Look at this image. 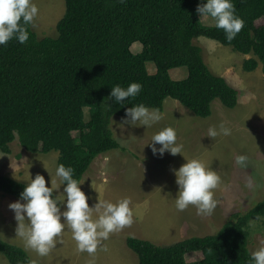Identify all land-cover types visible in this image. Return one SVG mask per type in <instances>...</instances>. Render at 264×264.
I'll return each instance as SVG.
<instances>
[{
    "label": "trees",
    "instance_id": "16d2710c",
    "mask_svg": "<svg viewBox=\"0 0 264 264\" xmlns=\"http://www.w3.org/2000/svg\"><path fill=\"white\" fill-rule=\"evenodd\" d=\"M64 2L56 36L39 38L29 25L25 44L13 39L0 46V152L10 153L16 137L27 151L55 150L57 165L72 167L78 182L97 155L119 148L110 117L125 116L128 107L142 103L161 111L170 97L207 117L215 99L225 107L236 106L238 91L210 71L194 38L205 36L252 54L244 59L243 69L252 71L260 62L264 74V23L256 24L264 19V0H233L244 27L231 42L222 29L201 23L196 8L204 0ZM136 41L142 48L134 54L130 46ZM148 61L155 64L154 74L147 72ZM182 66L187 67V76L172 79L169 70ZM132 82L142 85L135 98L123 104L109 99L112 87L126 88ZM84 107H89L87 121ZM26 185L0 173L2 193L20 199ZM231 218L216 234L165 246L133 236L125 243L137 255V264H249L247 225L253 218H264V198ZM0 252L9 264H41L22 247L2 239ZM189 252L202 257L188 262Z\"/></svg>",
    "mask_w": 264,
    "mask_h": 264
},
{
    "label": "rangeland",
    "instance_id": "374dc122",
    "mask_svg": "<svg viewBox=\"0 0 264 264\" xmlns=\"http://www.w3.org/2000/svg\"><path fill=\"white\" fill-rule=\"evenodd\" d=\"M33 2L39 10L31 24L33 31L39 38L56 36V24L65 12L64 0ZM199 19L204 26L215 25L211 18L199 16ZM263 23L264 19L256 21L257 25ZM192 42L201 48L202 58L210 71L218 76H226L229 84L236 88V106L228 108L215 99L211 103V114L200 117L177 100L167 97L160 111L163 119L151 127H133L122 123L125 116H111L110 129L120 146L93 159L101 168L98 171L97 166L91 162L88 169L98 173L87 185L83 177L88 169L80 180L81 190L90 197V207L101 200L116 203L128 198L133 212V223L110 234L107 240H102L94 254L78 251L71 230L66 226L49 254L39 256L35 251L26 249L22 240L16 236L17 222L8 205L19 198L0 192V239L22 247L33 260L41 264H136L137 255L125 243L127 236L147 239L156 245L165 246L174 243L176 230L181 232L185 226V234H188L190 222L197 221L193 209H190L193 206L182 212L177 211L173 199L178 187L172 185V170L179 169L185 159L169 156L153 159L136 152V141H141L148 148L146 144L151 141L152 136L165 127L175 129L177 139L183 140L181 145L184 158L190 154L191 158L200 160L206 168L215 171L220 177L217 188L225 186V190L214 192L217 205L213 211V216L219 217L223 212L224 202V208H227L224 221L221 219L218 224L210 225L205 230L192 228L191 231L201 233L200 230H204L207 235L216 234L232 219L231 214L245 213L264 198V74L261 63L254 70L246 71L242 67L246 54L205 36H198ZM141 48V42L136 41L130 46V51L135 54ZM146 69L149 74H154L155 64L146 62ZM187 73L185 66L169 70V75L174 80L185 78ZM83 112L84 120L87 121L89 107H84ZM220 124L230 128L231 135L208 137L209 128L218 127ZM73 134L77 135L76 132ZM10 149V153L0 152L1 174L25 184L30 183L37 174L42 175L45 177L46 186L54 188L53 195L56 198L62 196L64 186L57 188L60 181L55 175L57 151H27L19 144L17 137L10 143ZM237 155L247 156L246 168L236 165ZM249 180L253 184L251 188L247 186ZM152 213V219L148 218ZM97 215L93 211L92 218L96 219ZM247 231V248L250 253L264 246V218L251 219ZM176 236L181 238V233ZM201 257L200 252H189L185 256L188 262L197 261ZM0 264H9L2 252Z\"/></svg>",
    "mask_w": 264,
    "mask_h": 264
},
{
    "label": "clouds",
    "instance_id": "9594fccd",
    "mask_svg": "<svg viewBox=\"0 0 264 264\" xmlns=\"http://www.w3.org/2000/svg\"><path fill=\"white\" fill-rule=\"evenodd\" d=\"M38 11L33 0H0V46L13 39L25 44L29 39L28 26L37 17ZM196 12L200 17L211 18L215 27L223 30L228 42L234 40L244 27L243 19L236 15L233 0H204L197 5ZM141 90L142 85L138 82H132L126 88L116 85L111 88L109 99L114 98L116 103L123 104L128 98H135ZM162 119L163 114L158 108H149L141 103L126 108L122 123L133 127H151ZM219 135L229 136L231 129L223 124L209 128L208 137ZM176 141L175 129L165 127L154 134L146 145L151 148L153 155L159 154L162 157L167 151L175 156L182 153V145ZM235 163L240 168H246L247 156L237 155ZM172 171L178 186L173 199L176 210L182 212L193 206L197 215H212L217 205L213 190L220 183L217 173L206 168L198 159L187 160L179 169ZM73 172L70 166L57 165L55 175L60 181L57 188L64 186L60 198L53 196L54 188L46 186L45 177L37 174L24 187L20 199L8 205L17 222L16 236L22 240L26 249L35 251L39 256L49 254L66 226L71 230L77 250L94 254L102 240H107L110 234L133 223L128 198L116 203L101 200L90 207V197L81 190L82 183L73 179ZM247 186L253 187L251 180ZM93 211L98 214L96 219L92 218ZM104 250L107 251L106 248ZM249 264H264V246L251 252Z\"/></svg>",
    "mask_w": 264,
    "mask_h": 264
},
{
    "label": "crops",
    "instance_id": "0c3cea01",
    "mask_svg": "<svg viewBox=\"0 0 264 264\" xmlns=\"http://www.w3.org/2000/svg\"><path fill=\"white\" fill-rule=\"evenodd\" d=\"M248 57H250V56L247 55L246 57H244V59H246V58H248ZM222 76H223V75H222ZM223 77H224V78L226 79V81H227L226 76H223ZM227 82H228V81H227ZM228 83H229V82H228ZM230 85H231V84H230ZM234 88H235V87H234ZM235 89H236V88H235ZM136 142H137V150H136V152H137L139 155H141V156H143V155L145 154V156H149L150 158H153V159L164 158V157L169 156V157H174V158H178V159H185V162H184V163H186L187 160H190V159H194V158H195V157H192V158H191V157H190V154H187V157L184 158V157L182 156V153L173 156V155H171V154H170L169 152H167V151H165V153H164V155H163L162 157H161L159 154L153 155V153H152L150 147H148V148L144 147V145H142V144L140 143L141 141H136ZM118 143H119V142H118ZM148 143H150V142H148ZM176 143H177L178 145H181V144H183V140H182V139H177ZM156 147L159 148L160 145L157 144ZM109 151H110V150H109ZM182 151H183V150H182ZM103 154H105V153H103ZM92 164H95V165L97 166V168H98V171H99V169H100L101 167H100V165L98 164V162H97V161H95V162L92 161ZM90 166H91V165H90ZM98 171H96V172H91V171L88 169V171L85 173V175H84V177H83V178H84L83 180H86V181L84 182L85 185H87V183L97 175ZM80 182H81V181H80ZM172 185L177 186L176 183H175V176H173ZM80 187H81V186H80ZM177 187H178V186H177ZM83 188H84V187H83ZM222 189L225 190V186H224V187L219 186L217 189H215L214 192H221ZM152 208H153V204H152ZM190 209H193L197 221L190 222V224H189L190 229H189V233H188V234H185V226L182 228V231H181V232L178 231V230H176V235H177V233H181V238H180V237H177V236L175 235V237L173 238L174 243H175V242H178V241H181V240H184V239L189 238V237H193L191 234H199V235H201V236L207 235V234H205V232H203V231L205 230V228H208L210 225H216V223L218 224V223L221 221V219H223V221H224V219H225L226 216H227V214H225L226 211H227V208H224V202L222 203V210H223V212L219 214V217H214L213 215H214L215 213H212V215H210V216H201V215H197V212H196V208H195V207H192V208H190ZM152 215H153V213H152L151 215H149L148 218L152 219ZM192 228H195V229L197 228V230H198V229H204V230H200L201 233H198V232H196V231H191ZM191 232H192V233H191ZM133 237H134V236H133ZM137 238H138V237H137ZM146 240H147V239H146ZM137 259H138V258H137ZM137 263H138V261H137ZM137 263H136V264H137Z\"/></svg>",
    "mask_w": 264,
    "mask_h": 264
}]
</instances>
